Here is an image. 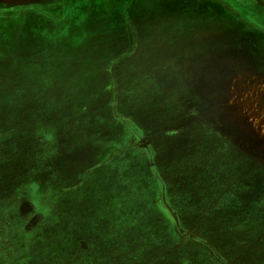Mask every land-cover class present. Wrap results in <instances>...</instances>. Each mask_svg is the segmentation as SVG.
<instances>
[{"label": "rangeland", "instance_id": "rangeland-1", "mask_svg": "<svg viewBox=\"0 0 264 264\" xmlns=\"http://www.w3.org/2000/svg\"><path fill=\"white\" fill-rule=\"evenodd\" d=\"M132 1L0 0V264H264V53L231 34L216 52L218 96L202 101L217 112L192 114L196 84L179 80L173 51L186 63L189 29L218 15L143 0L132 16L155 30L152 44L114 60L124 27L134 32ZM26 9L46 16L17 17ZM167 30L183 49L165 44ZM230 164L244 179L205 220L215 249L199 225L182 235L167 187L183 183L194 210L193 190L224 191L228 181H203ZM221 226L238 229L224 244Z\"/></svg>", "mask_w": 264, "mask_h": 264}, {"label": "crops", "instance_id": "crops-1", "mask_svg": "<svg viewBox=\"0 0 264 264\" xmlns=\"http://www.w3.org/2000/svg\"><path fill=\"white\" fill-rule=\"evenodd\" d=\"M144 1L147 4L148 3L149 4L159 3V2H153V0H144ZM141 2L143 3V0H133L132 3L130 4V6L128 5L129 6L128 7V11H129L128 12V14H129L128 18L134 24V32L135 33L133 32V30H131V32H133L135 34V37L137 35V45H136V48H135L136 51L139 49V46L142 45V44H145L146 46H147V44L151 45L152 44V39H151L152 38V33L155 32V30H153V29H149L147 32L142 31L141 28L142 29H144V28L143 27L139 28V26L135 22L136 20L133 19L132 15H133L134 12H136L137 5H139ZM180 2H181V4L183 6H187V7L190 6V8L193 9V12L201 11V6L199 4H197V6L196 5L194 6V0H180ZM191 2H193V3L191 4ZM38 29H40V28L34 27L32 32L35 33V31H38ZM189 30H190V33L188 34L187 38H184V40H188L189 43H191V44L194 43V42L199 44L201 42V39L200 38L195 39L194 37H192L193 36L192 35L193 34L192 33L193 30H192V28L189 29ZM128 32L129 31H127V33H125V35H126L124 37L125 41H123V43L125 45H128L127 51L124 50L122 52H119L115 56L113 55L114 57L112 56V59L116 60V56L119 55L120 53H122V54H127L128 53L127 57H130V58L133 57L134 53H136V51H134L132 53L131 52L132 49L131 50L129 49L132 46H130V43H127L128 40H130V35H129ZM35 34H38V33H35ZM166 34L168 36V39H169L168 41L169 42L166 41L167 43H165V44L169 43L168 46H170V47L178 46V45H176V42L179 41L178 40L179 37L175 36L173 34V32L170 31V30L169 31L167 30ZM176 48H178V47H176ZM190 50H191V52H194V49H189L188 50L190 58L188 59V61L186 63H185V60H182V59H184V53L181 56L178 51H173V53L175 55H177V58H176L177 60H175V65H176L177 70L179 72V80L180 81H182V80L190 81V82L194 83V85L196 84L195 90L197 91V94L201 96V92H205L206 89L201 91L200 84L201 83H207V82L210 83V82H213L214 79L216 80L217 63H216L215 59L211 58L210 51H209V53L205 54L206 56H204V59H203V62H202L201 60L195 61L194 56L190 52ZM125 58H126V56H124V59ZM110 64H111V62H110ZM114 76L116 78V74H114ZM109 78H110V76H109ZM209 91H210V88H209ZM209 112L210 113H214V114L216 113V111H213V110L212 111L210 110ZM117 140L120 142V139H117ZM148 142L152 143V141H148ZM228 167H229V169H224L220 165H218L215 168V170H209L208 171V176L206 177L205 181H203L204 184L208 185V184H211V183L212 184L215 183L217 185V181L222 179L221 181H228L229 185H227V187H225L224 191H222L221 193L216 192V193H214V195H213V192L209 193V191H206L204 189H199V190L195 189V190H193L194 192L199 191L198 192L199 196H197V194H198L197 193L193 197H194V200L196 201V203L198 205H200V206H195L194 210H191V209L190 210H186L187 207H185V204H186L187 198H184L185 195L181 192L182 190L179 188L180 184H183V183H179L178 182L177 183V188L176 187L175 188H173V187L171 188L169 186V184H168V187H167V195H168L169 201H170V199H172V196L175 195V201H176V204H177L176 205V209H178V211L180 212L179 219H180V223H181V225L183 227V231H184L182 235L190 234L191 228L197 227L199 225V228H200L199 238L200 239H197V240L205 241V243H207L211 248H215V249H218L216 247V245H215L216 242L212 239V237H209L204 232L205 220L208 217V214L210 213L209 211L211 210V208H213V206L218 205V203H220V202H223L225 199H227L230 196V194L232 195V197L235 195V193L232 191L233 190L232 186L234 184H238L239 182L243 181V179H244V175H242V172H241L242 170L241 169H239V168L237 170L232 169V164L227 166V168ZM234 171H235V173H233ZM211 179H213V180H211ZM219 184H221V183H219ZM175 189H176V191H175ZM228 190H229V192H227ZM172 191H174V192L172 193ZM183 191H185V190H183ZM246 193H249V192H246ZM242 197H247L250 200L251 195L247 194V195L241 196L239 198H235V199L237 201H239V200L242 199ZM170 207H173L175 209V207L173 205H171ZM202 208H204L205 210L207 208H209V209H208L207 213H204L203 211L198 212V209H202ZM182 213H184V215ZM186 215H187V217H186ZM190 223H191V225L193 227L190 225ZM241 229L243 230L244 234L248 231L245 228V226H244V228H241ZM218 230H219L218 231V238L216 240H218L219 242H223V244H224L226 240H231L232 239V238H226L225 236L228 233H233L234 230H238V229H236V228L234 229V227H233V229H227V228H224V227L221 226V228L218 229ZM231 231H233V232H231ZM220 246H222V245H220ZM223 246H225V245H223ZM220 256H222V255H220ZM169 257H170V254H169ZM169 257L167 258V260H168V262L170 264H175L174 262H176V263L182 262L180 255H179V258H178L180 260H178V261H176L174 259V256L172 257L173 260H170ZM222 258H225V257L222 256Z\"/></svg>", "mask_w": 264, "mask_h": 264}, {"label": "flooded vegetation", "instance_id": "flooded-vegetation-1", "mask_svg": "<svg viewBox=\"0 0 264 264\" xmlns=\"http://www.w3.org/2000/svg\"><path fill=\"white\" fill-rule=\"evenodd\" d=\"M107 0H103L106 2ZM199 4L201 9L208 12V14H216L218 17H214L217 24L212 27H208L207 29L201 28V25L197 23L193 30V36L195 39L200 38L201 42L198 44L196 42L189 43L188 40L185 46V49H194V52H190L193 54L195 61L201 60L203 62L205 54L209 53L212 59L216 60V52L218 49L224 50L223 52H227L232 44V35L233 33H243L248 35L245 39L246 43H249V38L254 39L253 43H251L250 48L253 51L264 53V0H194V6ZM5 11L3 8L0 11ZM213 12V13H212ZM46 16L42 14V12H38L37 10L26 9L23 10L21 13L17 14V17H27L28 20L31 17L35 16ZM215 15V16H216ZM219 19V21L217 20ZM25 20V19H24ZM27 20V21H28ZM128 27V26H127ZM130 29V28H129ZM128 33L130 35V40L127 43H130V46L135 47L137 45V40L135 39V32H131L132 29L129 30ZM127 28L124 27L123 32L127 33ZM199 35V36H198ZM191 36V35H190ZM169 44V43H168ZM176 47L183 49L176 42ZM217 82H223L222 79H219L216 76V80L214 79L213 82L209 83L208 88L205 92H201V96L197 94L199 100L196 102L193 101V104L196 106L195 110L190 111L192 114L201 115L202 110L208 111H215L216 108L215 104H210L208 107H203V99L204 97L210 96L216 99L218 96L217 94ZM210 88V91H209ZM214 107V108H213ZM189 112V113H190ZM217 112V111H216ZM210 113V112H209ZM218 123L216 118H214V122L209 124V128L215 130ZM153 137V136H152ZM146 140H149V137H145ZM242 161H248V158L245 157L243 154L237 155ZM248 170L244 172V174H248ZM255 172V170H252ZM263 172H261L262 174Z\"/></svg>", "mask_w": 264, "mask_h": 264}]
</instances>
